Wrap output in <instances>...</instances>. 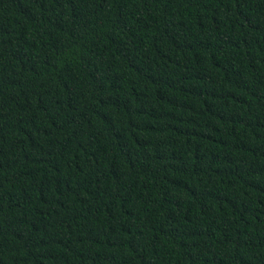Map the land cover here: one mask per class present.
<instances>
[{
    "label": "trees",
    "instance_id": "obj_1",
    "mask_svg": "<svg viewBox=\"0 0 264 264\" xmlns=\"http://www.w3.org/2000/svg\"><path fill=\"white\" fill-rule=\"evenodd\" d=\"M0 264H264V0H0Z\"/></svg>",
    "mask_w": 264,
    "mask_h": 264
}]
</instances>
